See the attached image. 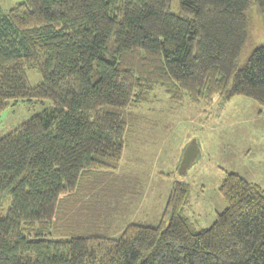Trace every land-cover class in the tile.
I'll return each instance as SVG.
<instances>
[{
  "label": "trees",
  "instance_id": "16d2710c",
  "mask_svg": "<svg viewBox=\"0 0 264 264\" xmlns=\"http://www.w3.org/2000/svg\"><path fill=\"white\" fill-rule=\"evenodd\" d=\"M169 4L24 0L0 11V114L10 101L52 104L0 138V264H264V190L234 173L218 189L223 210L200 231L179 181L155 227L81 226L119 165L129 110L155 88L174 102L242 96L264 106V43L241 61L264 0H179L176 15Z\"/></svg>",
  "mask_w": 264,
  "mask_h": 264
},
{
  "label": "rangeland",
  "instance_id": "374dc122",
  "mask_svg": "<svg viewBox=\"0 0 264 264\" xmlns=\"http://www.w3.org/2000/svg\"><path fill=\"white\" fill-rule=\"evenodd\" d=\"M22 1L0 0V11L6 13ZM169 9L176 15L179 0H170ZM250 18L242 62L264 43V25L255 8ZM25 75L30 86L41 81L35 68H26ZM51 106L48 100L10 101L0 114V138ZM128 114L131 120L119 165L99 181L88 199L95 200L100 210L81 225L85 231L112 235L129 223L157 226L174 181L188 186L184 215L195 231L209 227L223 210L218 189L225 173L264 190V106L242 96L229 101L214 97L209 103L188 98L174 102L163 89L155 88ZM191 144L196 145V157L182 170L183 154ZM9 201H4L2 214Z\"/></svg>",
  "mask_w": 264,
  "mask_h": 264
},
{
  "label": "water",
  "instance_id": "95a60500",
  "mask_svg": "<svg viewBox=\"0 0 264 264\" xmlns=\"http://www.w3.org/2000/svg\"><path fill=\"white\" fill-rule=\"evenodd\" d=\"M197 153L196 145L191 144L183 154L180 169L185 170L187 166L191 164V162L195 159Z\"/></svg>",
  "mask_w": 264,
  "mask_h": 264
}]
</instances>
